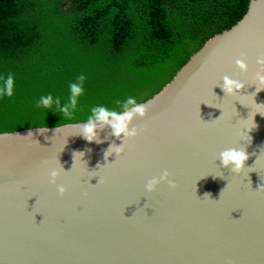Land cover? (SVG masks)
Wrapping results in <instances>:
<instances>
[{
	"label": "water",
	"instance_id": "water-1",
	"mask_svg": "<svg viewBox=\"0 0 264 264\" xmlns=\"http://www.w3.org/2000/svg\"><path fill=\"white\" fill-rule=\"evenodd\" d=\"M262 55L264 0H250L140 103L138 135L107 160L122 141L104 127L88 142L87 120L1 132L0 264H264V90L251 84ZM225 75L245 88L226 95ZM232 147L249 153L239 173L220 165ZM164 170L175 186L148 191Z\"/></svg>",
	"mask_w": 264,
	"mask_h": 264
},
{
	"label": "trees",
	"instance_id": "trees-1",
	"mask_svg": "<svg viewBox=\"0 0 264 264\" xmlns=\"http://www.w3.org/2000/svg\"><path fill=\"white\" fill-rule=\"evenodd\" d=\"M249 3L0 0V77L11 73L16 84L13 97L0 99V133L86 121L93 106L120 111L128 97L148 100ZM81 73L87 102L70 119L38 104L48 94L68 102Z\"/></svg>",
	"mask_w": 264,
	"mask_h": 264
},
{
	"label": "clouds",
	"instance_id": "clouds-1",
	"mask_svg": "<svg viewBox=\"0 0 264 264\" xmlns=\"http://www.w3.org/2000/svg\"><path fill=\"white\" fill-rule=\"evenodd\" d=\"M236 63L240 69L247 71L248 65L243 59H238ZM257 63L261 68L255 73L254 79L251 83L256 85V91L253 92L255 94L260 90H264V87H261V85H264V55L257 58ZM0 79L3 80V83L0 84V99L13 97L16 88L14 75L9 73L6 78L0 77ZM86 79V75L81 73L76 78L75 82L69 84L70 97L68 102L63 105H61L59 97L54 98L51 94L41 96L38 104L45 109L53 110L54 114L55 111L58 110L64 117L70 119L74 111L77 109L79 97L84 94V82ZM245 86L246 84L244 81L234 79L228 75L223 76L222 82L220 83V87L226 95L239 94L240 90L245 88ZM116 103L120 104L121 102L118 100ZM146 113L147 105L138 103L133 97H128L123 102L120 111L109 109L104 105H95L91 108V114L88 116L87 121L80 124L78 134L88 142L95 141L99 143L101 142L98 136L99 131L104 127H109L111 129V135L120 139L122 142L118 145L115 142L109 145L104 152V158L107 160V158L113 153H116L118 156L124 152L125 141L128 138L138 135V128L133 126V120L136 117H145ZM28 135H32V133H29ZM79 153L82 157L85 155L82 151ZM75 154L76 153H74V157ZM219 159L220 165L223 168H227L234 173H239L246 167L245 162L249 159V153L244 147L226 148L220 152ZM61 171V167H52L49 173L51 182L55 183L57 177L61 174ZM168 177L169 172L164 170L161 176L151 178L147 182V190L153 191L162 180H166L169 185L174 187V181L169 180ZM58 191L63 195L66 192V188L63 185H59Z\"/></svg>",
	"mask_w": 264,
	"mask_h": 264
},
{
	"label": "rangeland",
	"instance_id": "rangeland-1",
	"mask_svg": "<svg viewBox=\"0 0 264 264\" xmlns=\"http://www.w3.org/2000/svg\"><path fill=\"white\" fill-rule=\"evenodd\" d=\"M100 85V84H99ZM61 101V100H60ZM87 102V97H85V96H83V97H79V99H78V103H86ZM61 105H63V101H61ZM52 111V114H54L53 113V110H51ZM56 111H58V110H56ZM56 111H55V113H56Z\"/></svg>",
	"mask_w": 264,
	"mask_h": 264
}]
</instances>
